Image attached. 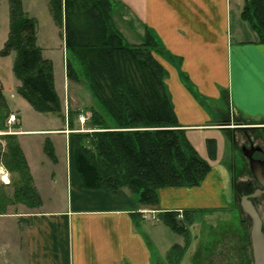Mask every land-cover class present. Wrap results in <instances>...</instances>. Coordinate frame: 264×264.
<instances>
[{"label": "crops", "instance_id": "0c3cea01", "mask_svg": "<svg viewBox=\"0 0 264 264\" xmlns=\"http://www.w3.org/2000/svg\"><path fill=\"white\" fill-rule=\"evenodd\" d=\"M21 1L26 14L27 10L33 9V0ZM110 1L112 28L122 42L118 23L126 26L133 23L132 20L135 28L142 31L138 43L130 46L143 45L146 36L155 42L157 49L152 50V55L165 71L166 94L177 126L185 132L190 145L195 150L204 149L210 134L223 136L224 133L225 139L227 137V143L221 146L220 160L227 163L230 176L221 168L220 174L210 178L207 185L213 190L214 197L230 191L234 174L232 162L237 157L236 133L264 129V125H234L236 120L264 121V43L259 42L249 21L241 17L246 0ZM43 2L54 24L49 0ZM54 35H60L55 24L51 36L36 31V46L41 49L42 57L55 47ZM61 40L66 52L63 38ZM44 59L53 64L51 57ZM90 96L92 98L91 93ZM85 113L80 110L74 118L77 120L79 114L84 118ZM58 118L64 121V129L24 128L18 118L19 129L15 136L41 205L37 208L22 205L24 210L6 209V214L0 215V264H153L149 237L156 234V242H159V233L154 227L163 224L157 214L196 212L199 200H194L196 193L192 190L196 187L161 188L157 205L146 207L139 204L136 196L126 188L115 193L83 190L72 170L69 176L71 191L66 203L59 208L49 206L44 199L49 182L42 187L38 185L32 167L45 166L43 174H46L47 167L53 169L59 165L54 136L63 135L65 139L67 133L92 132L90 127L83 132L75 127L70 130L67 112L64 118ZM88 120L81 124L88 125ZM220 121H229L231 125L220 127L217 123ZM192 134L200 135L193 141ZM45 141L53 148L55 162L47 156L43 158ZM226 144L229 151H225ZM38 159H48V162ZM53 173L51 170L49 179ZM65 181L69 183L67 177ZM149 221H154V225L147 224ZM140 224L145 229H141ZM159 264H167L166 253Z\"/></svg>", "mask_w": 264, "mask_h": 264}, {"label": "trees", "instance_id": "16d2710c", "mask_svg": "<svg viewBox=\"0 0 264 264\" xmlns=\"http://www.w3.org/2000/svg\"><path fill=\"white\" fill-rule=\"evenodd\" d=\"M49 8L70 56L65 59V76L69 81H79L71 60L78 63L95 102L86 110L91 113L88 124L92 132H74L69 141V154L73 143L72 168L81 188L111 193L126 188L139 204L155 207L161 188L198 187L210 168L177 126L163 84L165 71L152 55V50L157 49L153 39L146 36L143 45H125L112 28L110 0H49ZM8 13V34L0 57L15 54L12 71L20 83L17 94L35 112L64 118L54 86L53 64L42 57L36 46L35 19L23 11L21 0H8ZM241 17L249 21L259 42L264 43V0H246ZM9 115L0 85V129ZM75 115L67 111L70 130H74ZM217 123L220 127L231 125L229 121ZM234 123L264 125V121ZM2 139L5 147L1 163L17 177L12 181L14 203L39 207L41 200L32 187L16 136ZM88 144L93 150L87 148ZM207 147L209 155H213L214 145L211 147L209 140ZM43 150L55 162L49 142H44ZM5 208L0 198V215L6 214ZM193 212L182 211L181 219L177 212H160L157 219L187 240L182 223H192ZM187 248L186 242L182 247L172 246L166 254L167 264H180Z\"/></svg>", "mask_w": 264, "mask_h": 264}, {"label": "rangeland", "instance_id": "374dc122", "mask_svg": "<svg viewBox=\"0 0 264 264\" xmlns=\"http://www.w3.org/2000/svg\"><path fill=\"white\" fill-rule=\"evenodd\" d=\"M33 1L35 3L33 9L27 10V15L36 19V31L39 30L51 36L54 24L48 14L45 2H43V0ZM8 16V0H0V50L3 49L4 43L7 39ZM132 22L134 23V20H132ZM133 23L130 22L126 26L118 23V28L123 35V43L125 45L138 43L139 41V32L142 30L138 27L135 28ZM243 40H245V38L239 39L238 41ZM53 44L55 47L51 53L43 54V57H51L53 59L55 90L61 99L63 114L65 116L67 110L76 115L80 110H85L86 112V110L94 107L93 105L95 102L91 98V92L86 87L87 83L84 82L82 77L83 72L81 71L83 70L78 66V63L71 60L77 70L79 81H69L65 78V59L66 56L67 58H70V56L68 54L66 55V52L64 51L60 35H54ZM14 56V52H11L6 57H0V85L2 86L3 95L6 99L10 114H14L16 118L21 119V122L24 123V128L37 129L48 126L53 127V129H64V121L61 118L52 114H40L33 111L28 103L17 94V88L20 87V83L15 79L12 71ZM80 80L83 82L81 83ZM104 114L106 115L105 112ZM85 116L91 117V113L87 112L85 113ZM7 120L8 119H5V123ZM81 122L82 121H80L79 118L77 120L74 118L73 124L76 130L89 129V124H81ZM5 123L4 128L1 129L3 131L9 130L6 128ZM16 125L17 126L13 128V131H18L19 125ZM67 134V138L65 139L63 135H56L53 137L57 142L55 143V154L60 160L58 166L53 169L47 167L48 171H46V174H43L45 166L32 167V173L35 180L38 181V185L42 187L45 183L49 182V185L47 187L45 186L44 199L47 205L55 208H59L62 204L66 203L71 191L69 176L70 172L72 173L73 170V153H71L73 152V143L69 155L68 142L71 141V138L73 139V133ZM199 135L200 134H192L191 138L195 141L194 139ZM224 135L225 134L223 133V136L220 134H210L207 136L210 146L213 147L214 145L213 155H209L207 144L204 149L196 148L195 150L198 156L208 164L210 171L205 179L199 184V187L192 189L193 192L196 193L194 200H199V206L197 211L193 212L195 214L193 215L192 223L189 224L188 221H183L182 223V226L187 231L188 239L186 240L185 237L174 233L163 224H156L154 228L155 231L159 233L160 241L156 242V234L149 237L153 264H159L162 255L164 256L165 253L167 254L166 251H169L172 246L175 244L183 246L185 242L186 244L188 243V248L184 251V254L186 255L181 264H248V262L251 261L249 247L250 237L248 236L250 230L249 225H246L247 222L245 220V215L242 214V211L240 210L231 183L229 185L230 191H225L224 194H216V197H214L213 190L207 185L209 180H211L210 178L217 177L216 175L220 174L221 168H223L225 172H228V175L230 176L227 163L220 160L222 143H227V137L225 139ZM236 139L237 145H239L242 141L240 132L236 133ZM215 144H217L218 147L217 153ZM88 146V149L93 150L89 144ZM226 146L225 151L228 149L227 144ZM4 147L5 141L0 137V156L4 151ZM66 157L68 158V161ZM43 158H47L46 155H44ZM47 160L48 159H38L39 162H48ZM67 165L68 167H66ZM51 170H53L54 173L51 179H49ZM0 171L3 174L0 177V198L4 199L5 209L9 211H15L18 209L24 210L21 204L14 203L13 200L14 186L12 185V181L17 179V177L14 173H11L4 168L1 160ZM4 176H6V180ZM66 177L69 182L67 184L65 181ZM231 179H234L233 173ZM217 185L219 186V184ZM32 187L34 188L33 181ZM204 203H208V205L204 206ZM154 223V221L147 222V224L152 225H154ZM242 224H245V227H242ZM140 226L141 229H145L142 224H140Z\"/></svg>", "mask_w": 264, "mask_h": 264}, {"label": "flooded vegetation", "instance_id": "af4514ba", "mask_svg": "<svg viewBox=\"0 0 264 264\" xmlns=\"http://www.w3.org/2000/svg\"><path fill=\"white\" fill-rule=\"evenodd\" d=\"M241 142L237 146L236 155L233 159V172L235 175L234 185L232 190L238 200V205L242 214H244L240 200L244 196H252V202L261 221L262 230L264 232V129L241 130ZM246 154L251 156L257 164L253 165L246 157ZM245 215V214H244ZM246 225L250 223L245 215ZM245 227V224L241 225ZM249 236V233H248ZM250 247V258L253 264V257Z\"/></svg>", "mask_w": 264, "mask_h": 264}, {"label": "water", "instance_id": "95a60500", "mask_svg": "<svg viewBox=\"0 0 264 264\" xmlns=\"http://www.w3.org/2000/svg\"><path fill=\"white\" fill-rule=\"evenodd\" d=\"M246 157L249 159L251 164H257V162L251 159L249 154H246ZM251 198L252 196L242 197L240 205L250 223L249 237L253 264H264V232L262 230V221L250 201Z\"/></svg>", "mask_w": 264, "mask_h": 264}, {"label": "built area", "instance_id": "2783aa9c", "mask_svg": "<svg viewBox=\"0 0 264 264\" xmlns=\"http://www.w3.org/2000/svg\"><path fill=\"white\" fill-rule=\"evenodd\" d=\"M84 119H85V118L81 117V115H80V120H81L82 122H84ZM15 123H16V117L13 116V115L9 116V118H8V120H7V122H6V127H7V129H9V130H7V131H1V130H0V136L7 135V134H16V133L13 131V126L15 125Z\"/></svg>", "mask_w": 264, "mask_h": 264}, {"label": "bare ground", "instance_id": "6f19581e", "mask_svg": "<svg viewBox=\"0 0 264 264\" xmlns=\"http://www.w3.org/2000/svg\"><path fill=\"white\" fill-rule=\"evenodd\" d=\"M3 174L1 173V171H0V177L2 176ZM4 178H5V180H6V176H4Z\"/></svg>", "mask_w": 264, "mask_h": 264}]
</instances>
